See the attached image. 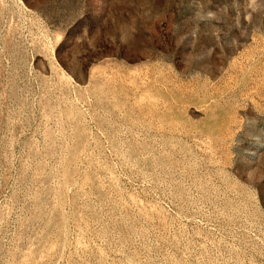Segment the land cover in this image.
Instances as JSON below:
<instances>
[{"label":"rangeland","instance_id":"1","mask_svg":"<svg viewBox=\"0 0 264 264\" xmlns=\"http://www.w3.org/2000/svg\"><path fill=\"white\" fill-rule=\"evenodd\" d=\"M0 264H264V0H0Z\"/></svg>","mask_w":264,"mask_h":264}]
</instances>
